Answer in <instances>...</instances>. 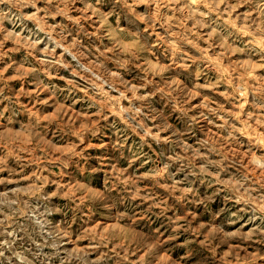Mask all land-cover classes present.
<instances>
[{
	"label": "rangeland",
	"instance_id": "rangeland-1",
	"mask_svg": "<svg viewBox=\"0 0 264 264\" xmlns=\"http://www.w3.org/2000/svg\"><path fill=\"white\" fill-rule=\"evenodd\" d=\"M0 264H264V0H0Z\"/></svg>",
	"mask_w": 264,
	"mask_h": 264
}]
</instances>
